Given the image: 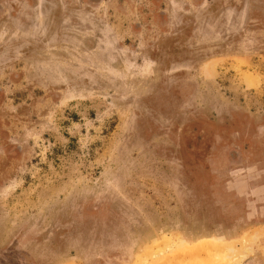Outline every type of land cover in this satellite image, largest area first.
<instances>
[{"label":"rangeland","instance_id":"rangeland-1","mask_svg":"<svg viewBox=\"0 0 264 264\" xmlns=\"http://www.w3.org/2000/svg\"><path fill=\"white\" fill-rule=\"evenodd\" d=\"M0 1V264H264V0Z\"/></svg>","mask_w":264,"mask_h":264},{"label":"flooded vegetation","instance_id":"flooded-vegetation-1","mask_svg":"<svg viewBox=\"0 0 264 264\" xmlns=\"http://www.w3.org/2000/svg\"><path fill=\"white\" fill-rule=\"evenodd\" d=\"M27 1H34V0H27ZM36 1V0H35ZM43 2V0H37ZM48 1V0H45ZM79 5L84 7H90L92 9H98V8H105L110 9L111 12H115L117 14L126 15V10L130 7V2L132 0H77ZM151 3L154 5V2L156 3L158 7V2L161 0H150ZM60 4H71V0H58ZM132 3V2H131ZM0 6H3L2 2L0 1ZM132 9V7H131ZM132 12V11H131ZM160 14H156L157 20L160 19V15L162 14V10L159 11Z\"/></svg>","mask_w":264,"mask_h":264},{"label":"trees","instance_id":"trees-1","mask_svg":"<svg viewBox=\"0 0 264 264\" xmlns=\"http://www.w3.org/2000/svg\"><path fill=\"white\" fill-rule=\"evenodd\" d=\"M24 264H35V262H30V263H24Z\"/></svg>","mask_w":264,"mask_h":264}]
</instances>
